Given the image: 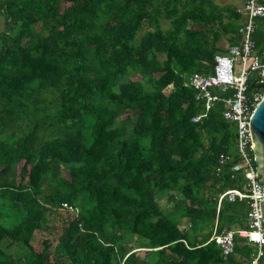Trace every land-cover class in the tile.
Wrapping results in <instances>:
<instances>
[{
	"label": "trees",
	"instance_id": "1",
	"mask_svg": "<svg viewBox=\"0 0 264 264\" xmlns=\"http://www.w3.org/2000/svg\"><path fill=\"white\" fill-rule=\"evenodd\" d=\"M0 13V264L254 261L238 233L227 257L211 241L248 230L250 206L218 212L245 184L236 127L222 103L195 123L187 84L213 73L224 37L239 44L237 14L212 0H0Z\"/></svg>",
	"mask_w": 264,
	"mask_h": 264
},
{
	"label": "built area",
	"instance_id": "2",
	"mask_svg": "<svg viewBox=\"0 0 264 264\" xmlns=\"http://www.w3.org/2000/svg\"><path fill=\"white\" fill-rule=\"evenodd\" d=\"M244 2L247 20L239 30L240 44L231 46L227 54L216 57L212 74L194 73L187 84L196 91V101L204 108L203 114L194 118L195 123L207 117L216 104L222 103L225 106L224 118L236 127L235 156L238 162L231 171L234 176L243 175L245 184L242 189H229L220 196L218 212L224 200L231 203L246 200L250 206L248 230L236 232L226 229L217 234L216 229L211 241L215 239L227 257L235 251V235L238 233L257 247V256L251 264H260L264 255V218L261 212L264 183L257 173L250 121L255 107L264 97V89H256L258 92L252 95H248V91L251 83L264 87V45L257 52L254 41L256 20L264 19V0ZM231 160V156L222 154L217 172L222 173Z\"/></svg>",
	"mask_w": 264,
	"mask_h": 264
},
{
	"label": "water",
	"instance_id": "3",
	"mask_svg": "<svg viewBox=\"0 0 264 264\" xmlns=\"http://www.w3.org/2000/svg\"><path fill=\"white\" fill-rule=\"evenodd\" d=\"M252 88L264 89V87L255 84L252 85ZM250 124L257 173L264 183V97L255 107ZM261 212L264 218V202L261 205Z\"/></svg>",
	"mask_w": 264,
	"mask_h": 264
},
{
	"label": "crops",
	"instance_id": "4",
	"mask_svg": "<svg viewBox=\"0 0 264 264\" xmlns=\"http://www.w3.org/2000/svg\"><path fill=\"white\" fill-rule=\"evenodd\" d=\"M212 1L216 5L220 6L221 8L229 10V13L232 14V15H230V17L235 16V14L238 15L239 18L237 21H235L236 23L234 24V26H235L236 30H238V40H239V44H240L241 35L239 33V30L247 20V15L244 12V7H245L244 0H212ZM258 32L264 33V19H257L256 20V31H255L254 37L258 34ZM254 41L256 43V51L258 52L263 47L264 42L261 46H258L255 39H254ZM231 46H233V45H231L230 42L225 37L219 42V47L222 50H226L227 52Z\"/></svg>",
	"mask_w": 264,
	"mask_h": 264
},
{
	"label": "rangeland",
	"instance_id": "5",
	"mask_svg": "<svg viewBox=\"0 0 264 264\" xmlns=\"http://www.w3.org/2000/svg\"><path fill=\"white\" fill-rule=\"evenodd\" d=\"M5 16L2 15L0 13V34L5 30ZM236 74L238 75V69H236ZM172 90V87H170L169 89H167V92H170ZM166 199H163L161 202L164 206H166L167 204H165ZM46 239V236L40 233H37L33 239V243H35L38 247H43L42 243L43 241Z\"/></svg>",
	"mask_w": 264,
	"mask_h": 264
}]
</instances>
